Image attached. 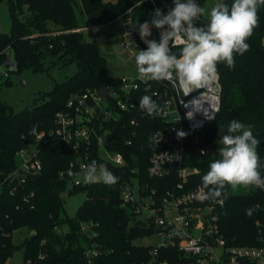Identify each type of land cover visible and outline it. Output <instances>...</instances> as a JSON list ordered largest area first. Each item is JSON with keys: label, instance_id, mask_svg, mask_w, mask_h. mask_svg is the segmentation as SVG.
Returning <instances> with one entry per match:
<instances>
[{"label": "trees", "instance_id": "obj_1", "mask_svg": "<svg viewBox=\"0 0 264 264\" xmlns=\"http://www.w3.org/2000/svg\"><path fill=\"white\" fill-rule=\"evenodd\" d=\"M8 1L12 28L8 34H0V65L7 61V52L10 51L16 69L7 68L6 81H3L4 75L0 76V88L9 83L11 73H20L24 68L37 71L42 67V60L47 58L51 59L52 65L59 67L75 64L77 71L56 84L47 96H41V101L20 113L0 101L1 178L16 168L18 151L33 143L39 133L55 128L56 113L65 108L73 95L87 89L118 86V78L106 75L107 59L99 46L86 41L83 32H71L84 28L78 21L77 11L86 24L93 27L107 26L121 19L130 21L135 29L138 23L150 21L155 9L165 13L174 6L173 0ZM222 2L230 7L233 0ZM258 16V26L247 40L249 49L243 55H235V66L217 65L222 94L221 111L216 120L198 133H185L184 166L196 170L186 188L202 186L203 175L211 162L219 158L220 134L227 133L234 119L251 125L253 135L260 140L257 152L262 165L261 175L264 176V6L259 7ZM194 23L206 27L208 21L200 18ZM53 32L63 33L52 36ZM135 35L138 40L141 38L136 29ZM144 95H149V92L145 85H141L133 95L135 108L121 113L117 121L105 124L110 138L108 148L121 153L127 163L123 168L109 165V171L118 177V182L113 185L98 182L86 188H73L71 192L85 189L88 195L71 219L62 218L63 194L68 190L70 175L67 170L75 159V153L59 140L46 137L41 142L39 156L43 171L30 178L26 185L27 191L36 192L34 207L23 204L22 193L11 196L7 189L1 192L0 264H5L8 256L22 246L25 247L23 264H87L84 252L94 246L100 250L96 264H141L151 259L153 246H135L133 241L149 237L154 231L129 233L133 217L121 206L119 182L139 175L144 184L163 192L175 185L177 176L158 178L149 172L150 158L161 148L151 138L167 124L139 107ZM61 172L66 173L64 178L60 177ZM221 197L225 203L218 206L214 214L227 243L239 247H261L264 190L255 186L236 189L226 186ZM249 208H254L251 216L246 214ZM65 222H68L70 231L63 235L60 228ZM83 224L95 232L94 237H88ZM22 229H26L30 237L23 244L15 245L14 233ZM159 257L169 258L174 263L180 261L179 253L171 248L162 249ZM180 263L184 264L183 261Z\"/></svg>", "mask_w": 264, "mask_h": 264}, {"label": "built area", "instance_id": "obj_2", "mask_svg": "<svg viewBox=\"0 0 264 264\" xmlns=\"http://www.w3.org/2000/svg\"><path fill=\"white\" fill-rule=\"evenodd\" d=\"M91 28L93 26L88 25L71 32L78 33ZM151 31L152 35L148 39L159 42L163 30L153 27ZM62 33L53 32L51 35L57 36ZM122 35L128 39L123 49L136 46L146 50L147 44L141 38L140 41L137 39L130 21H127V28ZM170 47L175 53L182 48V44L177 41ZM7 65H10L11 69L15 67V63L10 62V57L3 64L1 74L4 76H7V70L10 69L5 68ZM117 83V87L107 88V102L102 100L98 89H87L73 95L65 108L56 113L55 128L49 132L39 133L33 143L17 152L16 168L3 178L0 175V195L3 189H7L11 196L22 193L23 204L34 207L36 192L27 191L26 185L30 178L43 171L39 145L46 137L61 141L75 153V159L70 162L67 170L68 173L69 171L74 173L69 179L73 188H86L94 184L84 183L83 176L77 175L81 172L82 166L93 161L98 165H106L108 170L109 165L126 167L124 156L119 152H113L107 146L110 138L105 124L117 121L121 113L134 109L136 103L133 95L141 85H145L149 96H152L159 106L155 115L167 124L164 129L154 134L157 139H161L158 143L161 148L152 154L149 172L158 178L177 176V182L163 192L144 184L139 175L119 182L121 206L132 215L131 226H139L143 231L153 230L154 233L149 237H155L158 241L145 245L153 246L150 251L151 259L141 264H182L180 261L184 264H264V235H261V247L229 245L220 231L217 216L214 214L218 206L224 205V198L201 201L197 196L202 186L186 188L196 170L184 166L185 136L178 137L177 133L183 131L195 134L216 120L221 111L222 94L218 73L210 84L188 95L179 81L122 77L118 78ZM194 100H198L199 110H194L190 103ZM205 112L210 117L214 116V119H208ZM65 175V172L60 173L61 178ZM204 191L206 192V189ZM220 200H223V203H220ZM19 208L17 206V209ZM205 210L209 212L207 215H204ZM83 231L90 238L95 236V232L91 231L87 224H83ZM2 235L5 236V233ZM167 248L179 253V263H174L169 258L160 259V251ZM84 256L87 264H96L100 250L94 246L87 249Z\"/></svg>", "mask_w": 264, "mask_h": 264}, {"label": "clouds", "instance_id": "obj_3", "mask_svg": "<svg viewBox=\"0 0 264 264\" xmlns=\"http://www.w3.org/2000/svg\"><path fill=\"white\" fill-rule=\"evenodd\" d=\"M173 4L167 14L155 9L150 21L138 23L135 27L147 44L146 50H139L135 56V63L140 79L179 81L188 95L213 81L219 63L233 68L235 55H243L249 49L247 40L258 26V9L264 6V0H233L230 7L219 0L210 10L206 27L194 23L205 12L196 0H173ZM153 27L163 30L159 42L148 39ZM177 41L182 44L179 55L173 53L170 47ZM197 101L190 102L194 110H199ZM139 107L149 116L159 110L158 104L149 95L140 99ZM205 116L214 119L206 112ZM177 135L182 138L185 133L180 131ZM220 136L219 158L211 162L209 170L203 175L197 198L215 201L223 195L226 186L232 189L255 186L264 190V176L260 171L262 165L257 152L260 140L253 135L252 126L234 119L227 133ZM151 140L157 146L161 139L153 136ZM68 174L71 176L74 173L69 171ZM77 175H82L84 183L88 184L102 182L113 185L118 182V177L106 165H98L95 161L82 166ZM253 212L254 208L246 210L249 216Z\"/></svg>", "mask_w": 264, "mask_h": 264}, {"label": "rangeland", "instance_id": "obj_4", "mask_svg": "<svg viewBox=\"0 0 264 264\" xmlns=\"http://www.w3.org/2000/svg\"><path fill=\"white\" fill-rule=\"evenodd\" d=\"M116 1V0H105ZM184 2V0H182ZM219 0H196V3L205 9V12L198 19L203 18L209 21V13L211 8ZM78 21L82 27L88 26L85 19L81 18L77 11ZM12 28V20L10 17L9 1H0V34L9 33ZM127 28V23L124 20L118 21L108 26H95L91 29L83 31V37L88 42L96 43L103 56L107 59L106 75L111 78H137L139 77L135 56L139 50L143 48L130 46L118 51V46H124L128 39L123 37V32ZM10 57V62L15 63V59L10 51L7 52ZM5 63V62H4ZM10 68V65L5 66ZM16 69V63L15 67ZM3 65H0V76H3ZM14 70V69H13ZM77 71L75 64H70L65 67H59L51 64V59L42 60L41 69L35 71L32 68H24L20 73H11L9 75V83L3 84L0 88V101L10 105L16 113H20L27 107L34 105L37 101H41V96H47L56 84L64 82L68 77L73 76ZM3 76V81H6ZM250 187V186H249ZM246 187V188H249ZM73 185L69 183L68 190L63 194L62 218L71 219L75 217L78 209L87 199V190L79 189L74 192ZM209 212L204 211V215ZM132 227V226H131ZM58 230V229H57ZM70 231L68 222L61 225L60 232L65 235ZM30 234L26 229L16 231L14 233V244L21 245L25 239L29 238ZM157 241L155 237H143L135 239V246H143L154 244ZM221 251V250H219ZM25 258V247L22 246L19 250H14L7 258L5 264H23Z\"/></svg>", "mask_w": 264, "mask_h": 264}, {"label": "water", "instance_id": "obj_5", "mask_svg": "<svg viewBox=\"0 0 264 264\" xmlns=\"http://www.w3.org/2000/svg\"><path fill=\"white\" fill-rule=\"evenodd\" d=\"M153 33H155V31L153 32ZM118 49V51H121V50H123V46H119V48H117ZM180 51H181V49H179V50H177L176 52H175V54H177V55H179V53H180ZM200 89H195V90H193L192 91V93H196L197 91H199ZM107 88H101V89H99V95H100V97L102 98V100L104 101V102H107ZM208 210H205V212H207ZM143 231V228H141V227H139V226H133V227H130L129 228V233H131V234H136V233H140V232H142ZM35 236V235H34ZM33 236V237H34Z\"/></svg>", "mask_w": 264, "mask_h": 264}, {"label": "crops", "instance_id": "obj_6", "mask_svg": "<svg viewBox=\"0 0 264 264\" xmlns=\"http://www.w3.org/2000/svg\"><path fill=\"white\" fill-rule=\"evenodd\" d=\"M118 21H121V19L120 20H117V21H115L114 23H116V22H118ZM126 23H127V21H125ZM114 23H111V24H109V25H112V24H114ZM108 26V25H107ZM118 48H119V46H118Z\"/></svg>", "mask_w": 264, "mask_h": 264}]
</instances>
